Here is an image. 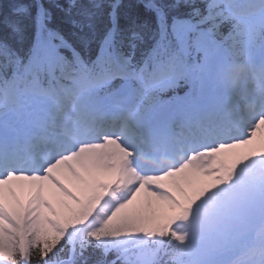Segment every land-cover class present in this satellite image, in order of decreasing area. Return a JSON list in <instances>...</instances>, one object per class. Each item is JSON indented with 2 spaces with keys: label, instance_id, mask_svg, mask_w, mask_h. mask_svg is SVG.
<instances>
[{
  "label": "snow or ice",
  "instance_id": "6c2138e0",
  "mask_svg": "<svg viewBox=\"0 0 264 264\" xmlns=\"http://www.w3.org/2000/svg\"><path fill=\"white\" fill-rule=\"evenodd\" d=\"M0 264H264V0H0Z\"/></svg>",
  "mask_w": 264,
  "mask_h": 264
},
{
  "label": "trees",
  "instance_id": "16d2710c",
  "mask_svg": "<svg viewBox=\"0 0 264 264\" xmlns=\"http://www.w3.org/2000/svg\"><path fill=\"white\" fill-rule=\"evenodd\" d=\"M3 2L6 4L7 3V0H3Z\"/></svg>",
  "mask_w": 264,
  "mask_h": 264
}]
</instances>
